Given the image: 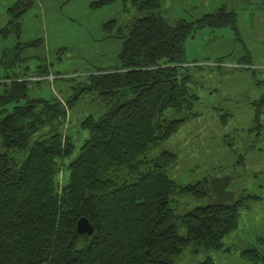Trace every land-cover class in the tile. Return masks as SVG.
<instances>
[{
	"label": "trees",
	"instance_id": "obj_1",
	"mask_svg": "<svg viewBox=\"0 0 264 264\" xmlns=\"http://www.w3.org/2000/svg\"><path fill=\"white\" fill-rule=\"evenodd\" d=\"M113 1L119 0H96L90 6ZM33 2L15 0L7 7L2 39L19 36L21 16ZM120 2L140 15L125 26L116 27L111 19L102 25L107 34L115 28L113 36L121 39L117 64L95 69L64 101L29 95L31 81L50 76L45 65L30 73L27 67L12 70L25 59L18 50L39 46L41 39L17 42L15 55L4 63L9 70L0 75V264H175L188 246L220 250L223 238L237 228L240 212L256 198L235 195L230 187L231 202L185 210L181 202L183 210L176 211L177 199L208 202V179L179 185L165 173L175 153L161 150L147 157L195 115L197 96L182 70L185 41L201 27L224 26L238 34L235 11L222 5L195 20L169 21L159 11L161 0ZM51 76L53 81L56 76ZM88 93L102 110L79 121L77 128L86 135L74 156L76 144L62 129L77 94ZM249 100L252 124L245 132L254 135V143L264 137V92ZM169 108L186 116L167 119L163 113ZM219 119L226 125V114ZM137 166L144 170L119 181L118 169ZM82 216L92 225L90 234L76 231L75 221ZM260 242L264 247V237ZM242 254L264 260L257 250ZM199 264L215 263L206 257Z\"/></svg>",
	"mask_w": 264,
	"mask_h": 264
},
{
	"label": "rangeland",
	"instance_id": "obj_2",
	"mask_svg": "<svg viewBox=\"0 0 264 264\" xmlns=\"http://www.w3.org/2000/svg\"><path fill=\"white\" fill-rule=\"evenodd\" d=\"M14 1L0 0V28L7 22L6 10ZM95 1L34 0L21 16L19 36L9 35L6 39L0 36V75L9 70L4 63L15 55L14 45L35 39H41L42 43L18 50V55L25 59L12 70L27 67L30 73L42 64L56 78L31 81L29 95L45 98L55 95L64 101L95 69L116 65L121 39L113 36L115 28L107 34L102 25L111 19L116 27L125 26L140 13L120 0L92 8L90 3ZM161 1L159 11L169 21L195 20L224 5L236 13L238 34L224 26L201 27L185 41L182 65L186 68L182 70L189 75V90L197 96L191 109L195 115L186 119L168 140L150 149L147 157H154L161 150L175 153L176 159L165 173L179 185L228 173L232 175L228 187L237 192L235 195L246 193L256 197L249 199L248 207L240 212L237 228L223 238L220 250L194 251L188 246L174 258V263L199 264L209 257L215 264H264L260 258H243L242 254L251 249L264 254L260 242L264 237V137H257L253 143L254 135L245 132L252 124L249 99L264 92V0ZM77 96L62 129L76 144L74 156L86 135L78 130L79 121L89 114L97 116L102 110L93 94ZM222 114H226V125L219 122ZM163 116L181 118L186 111L176 113L169 108ZM250 147L251 151H244ZM143 170V166L133 170L126 167L116 174L119 181L127 182ZM61 172L60 183L64 176ZM181 202H186L185 208ZM207 203L205 199L190 201L185 197L172 205L180 211L181 207L185 210Z\"/></svg>",
	"mask_w": 264,
	"mask_h": 264
},
{
	"label": "water",
	"instance_id": "obj_3",
	"mask_svg": "<svg viewBox=\"0 0 264 264\" xmlns=\"http://www.w3.org/2000/svg\"><path fill=\"white\" fill-rule=\"evenodd\" d=\"M230 178L231 175L229 174L208 178V204L220 206L224 203L231 202L234 193L232 190H224L228 186ZM75 223V228L78 233L90 234L92 232V225L84 216L78 217Z\"/></svg>",
	"mask_w": 264,
	"mask_h": 264
},
{
	"label": "flooded vegetation",
	"instance_id": "obj_4",
	"mask_svg": "<svg viewBox=\"0 0 264 264\" xmlns=\"http://www.w3.org/2000/svg\"><path fill=\"white\" fill-rule=\"evenodd\" d=\"M224 190H226V191H230V190H232V189L229 188V187L227 186V187L224 188ZM233 195H234V194H233Z\"/></svg>",
	"mask_w": 264,
	"mask_h": 264
},
{
	"label": "crops",
	"instance_id": "obj_5",
	"mask_svg": "<svg viewBox=\"0 0 264 264\" xmlns=\"http://www.w3.org/2000/svg\"><path fill=\"white\" fill-rule=\"evenodd\" d=\"M21 31H22V30H21ZM21 31H20V33H21ZM240 60H241V58H240ZM251 73L254 74L253 71H251ZM259 95H260V94H258L255 98H257ZM252 99H254V98H252Z\"/></svg>",
	"mask_w": 264,
	"mask_h": 264
},
{
	"label": "built area",
	"instance_id": "obj_6",
	"mask_svg": "<svg viewBox=\"0 0 264 264\" xmlns=\"http://www.w3.org/2000/svg\"><path fill=\"white\" fill-rule=\"evenodd\" d=\"M48 78L52 79V78H53V76H51V75H50Z\"/></svg>",
	"mask_w": 264,
	"mask_h": 264
}]
</instances>
